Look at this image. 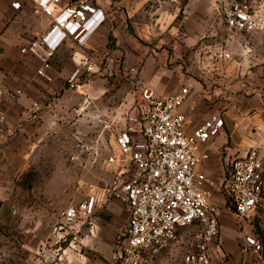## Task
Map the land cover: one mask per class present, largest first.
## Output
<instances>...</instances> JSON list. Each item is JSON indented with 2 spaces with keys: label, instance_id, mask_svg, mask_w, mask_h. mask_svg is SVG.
I'll list each match as a JSON object with an SVG mask.
<instances>
[{
  "label": "rangeland",
  "instance_id": "1",
  "mask_svg": "<svg viewBox=\"0 0 264 264\" xmlns=\"http://www.w3.org/2000/svg\"><path fill=\"white\" fill-rule=\"evenodd\" d=\"M250 3L264 25V0ZM177 5L170 21L176 28V50L190 52L186 64L199 65L196 69L207 73L208 81L218 78L210 87L219 100L218 113L228 114L232 122L243 121L244 135L261 144L264 27L250 33L230 30L216 13L214 0H186ZM221 52H229L230 58H220ZM25 56L19 54L9 66L25 67L33 71L31 75L13 71L0 78L4 89H21L20 98L6 105L19 104L25 112L9 122L4 119L20 135L22 150L13 148L9 169L0 171V264H129L114 250L125 230V207L115 198L101 200L103 188L117 176L107 157L115 148L132 99L129 84L119 78L107 84L102 73L91 85L49 90L52 77L50 82L42 80L37 75L39 60ZM216 70L214 78L211 74ZM33 102L40 105L34 112L30 111ZM0 105L6 108L3 101ZM90 193L100 198L92 223L88 218L66 223L64 209ZM113 200L120 202L122 212L108 222L100 220L99 212ZM213 201L222 213L218 235L210 244V264H264V193L255 209L243 217L228 206L224 192H215ZM195 230V226L182 228L178 241L146 255L138 264H186V254L195 249ZM249 237L259 241L258 250L247 243Z\"/></svg>",
  "mask_w": 264,
  "mask_h": 264
},
{
  "label": "built area",
  "instance_id": "2",
  "mask_svg": "<svg viewBox=\"0 0 264 264\" xmlns=\"http://www.w3.org/2000/svg\"><path fill=\"white\" fill-rule=\"evenodd\" d=\"M90 0H37V9L51 17L48 29L21 48L35 55L40 64L37 74L45 81L49 57L67 36L84 45L91 32L103 21L100 9ZM186 0H157L158 5H177ZM216 13L233 31L250 33L264 25L250 0H214ZM63 2V5L60 3ZM15 8L18 2L12 3ZM222 59L230 58L221 52ZM102 71L94 55H84L65 78L67 89L91 85ZM135 92L124 111V125L115 137V148L107 157L114 165L116 180L103 188V203L118 199L125 207L127 220L124 232L114 245L115 253L129 264L140 263L146 255L158 253L178 241L180 230L195 226V249L185 256L186 264H210V244L219 232L221 206L213 201L218 187L228 198V206L240 217L258 205L264 193V151L250 147L243 155L228 161L226 173L219 180L197 169L207 157L202 145L223 129V117L217 113L197 124L189 135L185 132L187 116L181 106L188 96L185 85L167 96H157L142 82L135 83ZM21 89L6 90L0 85V101L16 102ZM40 108L33 102L30 111ZM0 114V141L11 127ZM219 183H218V182ZM97 197L90 193L82 201L68 205L62 212L65 222L84 218L92 223ZM255 250L257 239L247 242Z\"/></svg>",
  "mask_w": 264,
  "mask_h": 264
},
{
  "label": "crops",
  "instance_id": "3",
  "mask_svg": "<svg viewBox=\"0 0 264 264\" xmlns=\"http://www.w3.org/2000/svg\"><path fill=\"white\" fill-rule=\"evenodd\" d=\"M14 2L19 3L18 8L12 6ZM89 3L102 11L104 19L91 32L84 45H79L75 39L67 36L53 51L49 57L48 73L52 77V82L48 83L49 90L67 89L65 78L80 58L94 55L103 65L100 73H103V82L108 84L118 78L124 79L129 84L131 97L136 94V82L149 86L157 96H167L188 85V96L181 110L187 116L185 132L189 135L197 124L218 113L219 100L210 92V87L216 84L218 78L208 81L207 73L196 69L199 65H187L189 62L186 64L185 60L191 59L190 52L176 50V28L170 21L177 10L173 8L178 5H158L157 0H90ZM61 5L63 2L59 7ZM36 9L37 0H0V78L5 73L13 74V71L17 74L22 72L24 75L33 73L25 67L12 69L9 63L19 58V54L37 58L30 52L21 51L22 47L34 41L50 25V15ZM188 41L190 43L191 39ZM218 73L216 70L211 76L215 78ZM3 81L5 82V78ZM3 103L6 108L3 109L0 105V114L4 115L6 121L19 116V104L6 105L10 103L8 101ZM227 115H221L224 126L220 133L202 145L208 157L197 166L199 171L217 180L225 174L228 161L234 155H243L254 144L264 151V140H260V144L244 135L247 128L242 126L243 121L237 118L232 122ZM19 143L21 144L20 135L12 129L0 141L1 172L9 169L13 148L16 147L19 152L22 150ZM215 192H220V189L216 187L213 196ZM98 200L100 198L97 197V202ZM105 208L106 211L99 212L100 220L104 222L122 212V205L118 200H113Z\"/></svg>",
  "mask_w": 264,
  "mask_h": 264
}]
</instances>
